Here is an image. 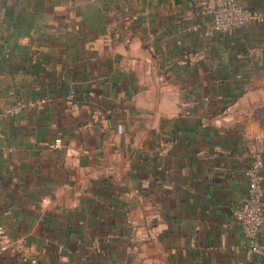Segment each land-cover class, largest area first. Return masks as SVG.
<instances>
[{
    "label": "crops",
    "instance_id": "crops-1",
    "mask_svg": "<svg viewBox=\"0 0 264 264\" xmlns=\"http://www.w3.org/2000/svg\"><path fill=\"white\" fill-rule=\"evenodd\" d=\"M220 1L0 0V116L45 100L0 117V264H264V24L211 34Z\"/></svg>",
    "mask_w": 264,
    "mask_h": 264
},
{
    "label": "built area",
    "instance_id": "built-area-1",
    "mask_svg": "<svg viewBox=\"0 0 264 264\" xmlns=\"http://www.w3.org/2000/svg\"><path fill=\"white\" fill-rule=\"evenodd\" d=\"M251 22L264 24V13L250 11L241 6L237 0H221L212 13L210 26L211 34L239 29ZM44 99L19 101L4 110L0 117L16 116L22 111L35 109L44 104ZM261 140L260 135L256 138ZM263 168L262 151L253 150L250 156V165L246 172L248 192L241 204L233 210L232 218L240 225L247 241V248L251 254L264 261V241L261 231L264 224L263 189L260 184V172ZM7 237L5 230L0 226V247L6 250ZM29 264H37L31 259Z\"/></svg>",
    "mask_w": 264,
    "mask_h": 264
},
{
    "label": "trees",
    "instance_id": "trees-1",
    "mask_svg": "<svg viewBox=\"0 0 264 264\" xmlns=\"http://www.w3.org/2000/svg\"><path fill=\"white\" fill-rule=\"evenodd\" d=\"M228 32V31H227ZM219 34V33H218ZM225 84H227V83H225V82H223V87H222V92L223 93H221V92H219V93H217V96L219 97V98H221L222 100H224V102L225 103H231L232 101H234L235 99H237L239 96H241V93H242V91H240L241 90V87H242V85H241V82L240 81H237L235 84H234V86L233 87H229V86H227V85H225ZM225 85V86H224ZM239 91L238 93H235L234 94V92L235 91ZM203 94H205V93H202L201 94V100H209L211 97L210 96H212V95H210V94H207V95H204L203 96ZM229 98V99H228ZM227 99V100H226ZM233 213V212H232Z\"/></svg>",
    "mask_w": 264,
    "mask_h": 264
}]
</instances>
